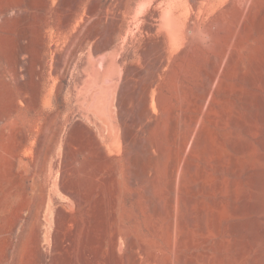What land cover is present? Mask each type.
<instances>
[{
  "label": "rangeland",
  "instance_id": "374dc122",
  "mask_svg": "<svg viewBox=\"0 0 264 264\" xmlns=\"http://www.w3.org/2000/svg\"><path fill=\"white\" fill-rule=\"evenodd\" d=\"M0 264H264V0H0Z\"/></svg>",
  "mask_w": 264,
  "mask_h": 264
},
{
  "label": "bare ground",
  "instance_id": "6f19581e",
  "mask_svg": "<svg viewBox=\"0 0 264 264\" xmlns=\"http://www.w3.org/2000/svg\"><path fill=\"white\" fill-rule=\"evenodd\" d=\"M173 7H174V6H173ZM175 7H176V6H175ZM170 8L172 9L171 6H170ZM171 9H168V10H171ZM174 9H176V8H174ZM174 9H173V11H174ZM171 12H172V11H171ZM180 13H181V12H180ZM173 14H175V12H174V13L172 12V15H173ZM176 14H177V12H176ZM176 14H175V16L173 15V18H174V17H176V18L178 17V19H179V12H178L177 15H176ZM165 16H166V15H165ZM167 16H168V15H167ZM182 16H183V15H182ZM165 19H166V18H165ZM180 19H183V18H180ZM167 20H168V19H167ZM176 20H177V19H176ZM176 20H172V21L175 22V23H174L175 25H176V22H177ZM168 21H169V20H168ZM179 21H181V20H179ZM179 21H178V24H177V25H178V26H177V30H178V27L181 28V26H179ZM183 22H184V21H183ZM183 22H182V23H183ZM167 23H168V22H167ZM182 23H180V25H181ZM167 25L170 26L169 23H168ZM171 25H172V23H171ZM175 25H174V26H175ZM184 25H185V24H184ZM184 25H183V26H184ZM171 28H172V27H171ZM171 28H170V29H171ZM173 28H174V27H173ZM184 28H185V27H184ZM184 28H183V29H184ZM175 29H176V28H175ZM175 29H173V30L175 31ZM171 30H172V29H171ZM180 31H181V30H180ZM172 33H173V32H172ZM181 34H183V33H181ZM178 35H179V34H178ZM178 35H176V38H177Z\"/></svg>",
  "mask_w": 264,
  "mask_h": 264
}]
</instances>
